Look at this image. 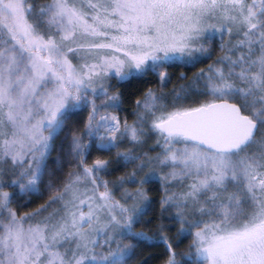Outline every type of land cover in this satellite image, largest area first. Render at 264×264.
<instances>
[{"label":"snow or ice","instance_id":"snow-or-ice-1","mask_svg":"<svg viewBox=\"0 0 264 264\" xmlns=\"http://www.w3.org/2000/svg\"><path fill=\"white\" fill-rule=\"evenodd\" d=\"M159 243L264 264V0H0V264Z\"/></svg>","mask_w":264,"mask_h":264},{"label":"trees","instance_id":"trees-1","mask_svg":"<svg viewBox=\"0 0 264 264\" xmlns=\"http://www.w3.org/2000/svg\"><path fill=\"white\" fill-rule=\"evenodd\" d=\"M177 69H170V73H172V80L173 83L177 82L176 80V75H177ZM140 87H156V82L153 81L150 84L147 85H142L138 82H133L130 85H125V88L127 89L128 92L134 91L136 88H140ZM127 107V106H126ZM130 111V109H129ZM125 113H121V116H123ZM131 120V118H130ZM56 155V153H53V157ZM39 203H43L42 200L36 201V203H34L31 207H36ZM31 208H25L22 211H30ZM187 240L184 241V243L181 245V249L183 250H187V245L188 243L186 242ZM165 250V246L163 245V243H159L155 246H148L144 249L141 250L140 253V257L139 258H148L151 257V259H149V264H162V258H163V253ZM157 257H160V259H157Z\"/></svg>","mask_w":264,"mask_h":264},{"label":"rangeland","instance_id":"rangeland-1","mask_svg":"<svg viewBox=\"0 0 264 264\" xmlns=\"http://www.w3.org/2000/svg\"><path fill=\"white\" fill-rule=\"evenodd\" d=\"M168 71H170V69H168ZM176 71H177V75L176 76H178L180 74V72L181 71H185V69H177ZM189 75H190V73H189ZM175 83H177V82H175ZM171 87H172V84H169L168 88L171 89ZM186 242L189 243L188 240Z\"/></svg>","mask_w":264,"mask_h":264}]
</instances>
